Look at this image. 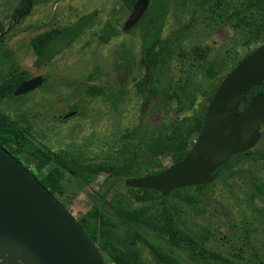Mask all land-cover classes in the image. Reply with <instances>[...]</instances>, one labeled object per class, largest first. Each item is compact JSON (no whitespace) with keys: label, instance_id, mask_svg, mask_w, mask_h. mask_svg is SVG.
<instances>
[{"label":"rangeland","instance_id":"1","mask_svg":"<svg viewBox=\"0 0 264 264\" xmlns=\"http://www.w3.org/2000/svg\"><path fill=\"white\" fill-rule=\"evenodd\" d=\"M20 2L0 0V32H5L0 46V82L16 71L30 77L42 74L46 79L27 94L0 95V113L19 120L55 152L68 151L89 161L117 165L139 159L135 169L140 167L144 173L173 165L169 156L159 164L144 160V154L150 144L172 135L177 124H189L200 115L206 106L205 95L220 85V77L250 50L239 30L209 23L207 10L194 0L184 6L179 5L183 0H166L161 37L175 41V52L163 68L157 69L154 79L158 80L150 83L141 64L149 15L124 31L123 24L132 10L124 0H34L30 11L16 18ZM93 11L88 25L66 50L41 65L35 64L38 53L32 40L36 35L65 27ZM108 22L111 26H106ZM112 29L117 33L101 40ZM200 47L209 48V55H199ZM210 62L219 69L214 78L207 74ZM143 79L144 91L140 88ZM93 84L107 91L92 94L87 86ZM151 85L157 95L149 91ZM185 85L197 98L192 107L179 110L177 97L168 95L175 91L183 95L181 87ZM76 108L79 115L62 120L60 115ZM254 150L264 151V126ZM107 177L100 174L86 184L62 167V198L76 218L88 215L96 204L109 208L108 202L120 205L131 196L121 177ZM259 178L264 179V160H244L203 189L204 200L198 210L176 197L172 199L179 220L196 238L208 235L210 250L223 257L195 264H254L264 260V202L251 197L253 181ZM137 246L143 261L154 264L148 247L141 242Z\"/></svg>","mask_w":264,"mask_h":264},{"label":"trees","instance_id":"2","mask_svg":"<svg viewBox=\"0 0 264 264\" xmlns=\"http://www.w3.org/2000/svg\"><path fill=\"white\" fill-rule=\"evenodd\" d=\"M124 1L130 8H133L136 2V0ZM33 2L34 0L31 1V3ZM186 2L188 0H183L179 5L184 6ZM194 3L199 8L207 10L209 23L213 22L221 26L232 25L239 30L243 34V44L250 49L233 66L228 68L227 74L264 42V0H194ZM29 5L30 0H21L16 9V18L21 13H26L30 8ZM165 7L166 0H154L153 2L150 0L149 7L142 17L144 19L147 15L150 16L141 60L142 66H145L147 70L146 76L150 77V83L158 80L154 79L157 69L163 68L175 52V41L161 37L166 15ZM58 30L40 33L33 38L32 45L38 54L49 39L57 34ZM4 33L0 32V46L4 42ZM116 33V29H112L104 33L101 40H109ZM197 51L204 57L210 53V49L204 47L198 48ZM218 72L216 64L210 62L207 67L208 76L214 78ZM227 74L220 77L221 82ZM27 78L29 76L23 72H14L9 78L0 82V95L14 96L15 89ZM145 80L140 82L142 91L146 87ZM187 87L186 85L181 87L183 95L176 91L168 95V98H172L174 95L177 97L179 110L187 106L192 107L196 102L195 91L188 90ZM217 87L205 95L206 106L200 115L195 116L189 124H177L172 130V135L170 133L167 135L168 138L150 144L143 159H153L161 164L162 159L169 156L173 164L180 162L188 154L201 131L206 110ZM87 90L97 95L105 93L107 88L93 84L88 85ZM149 91L153 95L158 94L153 85L149 87ZM257 91L264 93V82L261 86L253 87L249 91L242 101L241 110L247 107L251 97ZM0 143L22 161L39 181L67 207V203L62 198L64 195L62 167L67 168L86 184L104 173L108 174L107 180L112 176H119L126 184L128 178L143 177L164 170V168L157 171L150 169L144 173L140 167L135 169V164L139 162V159L129 164L117 165L106 161H89L84 157L72 155L68 151L55 152L37 141L30 129L19 120L11 119L1 113ZM251 156L255 160L264 159L262 152L252 153ZM238 157L239 154H236L223 164L216 171L218 177L214 181L225 176L231 167L230 164ZM209 185L210 183L178 188L168 196H163L159 191L153 189L126 185L131 196L123 204L116 205L108 202L110 209L106 208L105 204H96L88 215L77 219L98 244L107 264H149L142 259L141 249L137 246L139 242L148 247L154 264H195L196 261L201 263V260L208 258L220 260L223 257L209 248L208 235L201 234L196 238L192 230L179 220L176 205L172 201L176 197L180 202L198 210L199 204L204 200L203 189ZM251 197L252 200L259 198L264 202V179L259 178L253 181ZM107 209L113 211V214ZM254 264H264V260H259Z\"/></svg>","mask_w":264,"mask_h":264},{"label":"water","instance_id":"3","mask_svg":"<svg viewBox=\"0 0 264 264\" xmlns=\"http://www.w3.org/2000/svg\"><path fill=\"white\" fill-rule=\"evenodd\" d=\"M149 4L150 0H136L124 31L140 21ZM92 16L86 15L49 40L35 64L41 65L68 48ZM43 80L42 75H37L22 81L14 96L34 90ZM263 82L264 42L222 80L188 154L159 173L128 178L126 184L168 196L178 188L213 182L223 164L234 155L250 150L260 140L264 93L257 91L242 110L241 105L249 91ZM0 264H107L98 244L68 207L1 143Z\"/></svg>","mask_w":264,"mask_h":264},{"label":"flooded vegetation","instance_id":"4","mask_svg":"<svg viewBox=\"0 0 264 264\" xmlns=\"http://www.w3.org/2000/svg\"><path fill=\"white\" fill-rule=\"evenodd\" d=\"M124 2H125V1H124ZM125 3H126V2H125ZM126 4H127V3H126ZM31 7H32V5H31ZM31 7H30V8H31ZM30 8L28 9L29 11H30ZM131 9H133V8H131ZM131 12H132V10H131ZM22 14H23V13H21V15H22ZM89 14H93V15H94V14H95V11H93V12H91V13H87V14H85V15L82 16V17H79L77 20H75V22H77L78 20L82 19L83 17H85L86 15H89ZM129 16H130V15H129ZM92 17H93V16H92ZM127 19H128V18H127ZM141 19H142V18H141ZM141 19H140V21H141ZM90 20H91V19H90ZM75 22H72V23L68 24V25L65 26V27H61V28H60V27H59V28H53V30H55V29H59V30L57 31V34H58L60 31H62L63 29L69 27L70 25L74 24ZM125 22H126V21H125ZM138 23H139V22H138ZM138 23H137V24H138ZM124 24H125V23H124ZM124 24H123V26H124ZM137 24H136V25H137ZM87 25H88V24H87ZM87 25H86V26H87ZM86 26H85V27H86ZM106 26H111V23L108 22V23L106 24ZM85 27H84V29H85ZM122 28H123V27H122ZM84 29H83V30H84ZM105 29H107V28H105ZM83 30H82V31H83ZM51 31H52V30H51ZM82 31H81V32H82ZM57 34H55L53 37H55ZM80 34H81V33H80ZM80 34H79V35H80ZM79 35H78V36H79ZM78 36H77V37H78ZM53 37H52V38H53ZM77 37H76V38H77ZM52 38H51V39H52ZM76 38H75V39H76ZM51 39H49V40H51ZM75 39H74V40H75ZM74 40H73V41H74ZM73 41H72V42H73ZM72 42H71V43H72ZM71 43H70V44H71ZM69 46H70V45H69ZM69 46H68V47H69ZM66 49H67V48H66ZM66 49H65V50H66ZM63 51H64V50H63ZM38 55H39V54H38ZM58 55H59V54H58ZM55 57H56V56H55ZM53 58H54V57H53ZM51 59H52V58H51ZM48 61H49V60H48ZM46 62H47V61H46ZM39 75H42V74H39ZM35 76H37V75L31 76V77L29 76V78H27V79L33 78V77H35ZM42 76H43V78H44V80H43V82H42V84H43V83H45L46 76H44V75H42ZM25 80H26V79H25ZM42 84H41V85H42ZM41 85H40V86H41ZM40 86H38V87H40ZM38 87H37V88H38ZM37 88H35L34 90H36ZM34 90H32V91H34ZM32 91H30V92H32ZM28 93H29V92H28ZM26 94H27V93H26ZM72 112L74 113L73 115H71V116H69V117H65L66 114H68V113H72ZM77 115H79V109H78V108L73 109V110H70V111H68V112H66V113H64V114H62V115H60V117L62 118V120H68V119H71V118H73V117H75V116H77ZM263 126H264V123H263V124L261 125V127H260L261 137H262V127H263ZM33 136H34V135H33ZM34 137H35V136H34ZM35 138H36V137H35ZM260 139H261V138H260ZM36 140L38 141L37 138H36ZM259 141H260V140H259ZM259 141H258V142H259ZM257 144H258V143H257ZM257 144H256V145H257ZM256 145H255L253 148H251L250 150H247V151H245V152L238 153V154H239V157L237 158V160L233 161V162L230 164V166L232 167V166L235 165L236 163H238V162H240V161H244V160H254V161L264 160V159L255 160V159L252 158V156H251L252 153H255V152H262V153H264V151H257V150H254L255 147H256ZM231 167H230V168H231ZM230 168H229V169H230ZM227 171H228V170H227ZM217 174H218V173H217ZM217 177H218V176H217Z\"/></svg>","mask_w":264,"mask_h":264}]
</instances>
